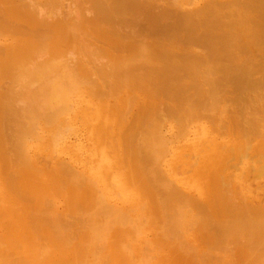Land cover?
<instances>
[{"label":"bare ground","instance_id":"6f19581e","mask_svg":"<svg viewBox=\"0 0 264 264\" xmlns=\"http://www.w3.org/2000/svg\"><path fill=\"white\" fill-rule=\"evenodd\" d=\"M43 1L45 2L44 4L38 0H0V55L3 56L0 59V183L1 186L5 187V174L10 170L9 166L15 165L13 162L9 163V158L15 157V160L19 163L15 165L17 171L16 176L12 180L17 178L19 180L21 178L24 179L28 183L29 191L23 189L20 197L25 200L26 195L23 194L28 193L34 198L28 200H33V202H29V204L32 203L33 205L25 206L26 208L19 201L14 200L15 197L8 198L11 199L7 207V214L10 220L9 223L8 221L6 223L4 221L5 224L0 223V228L10 229V231L5 232L3 235L0 233L2 236V238L0 236V247L2 246L1 243L5 241L4 244L6 243V246L8 245L9 248L13 249L11 250L14 251V256H18V258H14V260H17L14 263L17 264H150L151 258L148 260L147 256L144 257L142 255V243L144 242L143 245H145L146 241H141L143 228H140L141 226L138 227L139 223L137 222L131 225L129 231L120 230L116 237H107L105 242L109 248L110 255L106 257L104 254L105 259L101 260L102 256H104L101 253L103 251H101L102 256L100 255L101 259H99L97 257L99 253H95V255L93 248L95 249L94 245L97 240L104 241V238L100 235L104 228L105 230L107 229L105 225L108 226L104 222L105 219L100 216L118 215L121 220L126 221L128 224L127 220L130 218L131 212L134 209L136 210L143 202V205H148L152 208L156 206L159 211L165 210L163 208L170 206L171 202H175L173 210L169 211L166 208L169 211L168 214L178 213L179 206L183 208L189 207L195 210V214L197 213L198 218L194 217V220L196 218L195 224H197V221L202 222L203 219L204 226L209 225L214 230L212 231L215 234L208 241L203 234H201L198 241H189L186 239L188 236H185V242L189 241V243L192 242L191 244H194L193 248L197 250L194 251L197 254L199 253L198 257L200 259L203 258L205 262L207 260L212 261V263L217 261L212 257V250H215L220 245L216 241L220 236L232 237L241 235L243 240L244 236L242 234L246 233L255 240L257 243L256 247L250 245L252 249H247L243 254L237 255V257L234 255V257L238 261L242 257L246 264H254L255 261L252 254L258 253L254 252L256 248L258 247L264 252V124H261L262 122L264 123V117L261 118L259 115L264 112V102L254 99L250 93H254L264 87V81L256 77L264 69V63H262L264 62V51L260 53L259 57L256 52L257 49L264 47V0H199L201 3L197 6L190 5L195 2L194 0L183 1L184 3L178 6L175 2H172L174 7H166L164 12L168 16L175 18V23L170 25V27H177L180 22L183 23V28L186 31L185 44H182L183 42L179 43L177 39L161 41L157 38L153 40L150 38L147 40L148 36L146 37L145 35L141 40H137L132 37L134 34H131V31L130 34L122 33L119 30L98 31L97 19L109 20L112 18V11H132L138 6L134 0H94L98 11L87 8V14L86 10H84L87 17L84 12L82 14V11H80L81 15L78 16L79 8L76 9L77 12H73L69 8L71 5L73 7L75 0L67 2L68 5L69 3L71 4L69 7H67L68 5L66 7L61 6L62 2L60 0ZM63 1L65 3V0ZM72 1H74L73 4ZM159 1L161 0H156V2L160 3ZM166 3L168 4V2ZM47 5L52 8L49 10ZM60 6L64 8L62 9ZM147 7L149 8V6ZM67 8L70 10L67 14H64L62 11ZM82 16H85V18L81 19ZM94 20L95 22H93ZM89 23H92V28L95 31L90 33L96 37L94 40L91 39L92 41L87 38L91 28H88ZM84 30H87L85 41L90 43L89 47V43L83 40L86 34ZM169 30L167 27L155 26L152 33L159 35ZM145 37L146 40L144 39ZM123 38H128L130 41H123ZM97 39L100 42H97ZM79 42H82V45L84 43L87 44H84V47ZM94 42L98 43L99 46ZM75 43L80 44L83 48L80 47L81 52L77 50L80 48L76 47ZM91 44L96 46L93 47ZM68 46H73L72 48L74 49L72 50L70 47L69 49ZM65 47L69 49L64 52L67 56L63 54ZM201 47H205L207 50ZM249 47H252L253 50ZM84 48L85 50L87 49L86 52L83 51ZM126 49H129L130 52L122 55L121 53ZM72 51L76 53H72ZM91 51L98 53V58L94 55L96 57L94 60L92 56L95 52H92V56H90ZM238 51L250 52L252 58H242V53L239 54ZM67 52L72 53V58L69 57L70 53L68 54ZM73 54H77L76 59ZM83 54H89L87 55L89 58L87 59V56L85 55L84 57ZM79 55L83 58L81 59V56L78 58ZM99 58L101 59L99 60ZM260 59L263 61L260 62ZM5 78L9 81L8 84H6ZM87 85H89L87 95H105V97L111 96L116 97V99L118 95L123 94L122 91H127L126 88L128 86L136 91L138 89L154 91L161 86L172 87V100L170 99L172 102L173 97L178 100L186 92L187 95H190V100L187 102L179 101L178 103L173 102V104L168 102L166 103L168 106L161 105L163 103H161V99L158 102L161 105H158L160 106L158 107V109L160 108L159 111L157 109L151 120H147L151 124L147 133L139 132L142 135L138 133V137L140 136L141 138L140 140L137 139L139 142L137 144L142 146L144 160L135 161L134 164L131 162L132 165L124 164L123 169L126 168V171L129 170L130 172L119 178L123 184H131L132 187L143 190L142 199L138 201L136 199V202L132 203L131 211L128 210L130 206H127V209L119 206V203V205L113 204L114 200L120 199L121 201L122 199L120 197L121 194L114 190L117 187L115 183H112V190L110 183L104 182L103 187L102 185L98 187L93 183V180L90 182L88 178L87 180L81 175V171L80 174L77 173L79 169L77 163L80 162L75 159L70 163H64L65 159L56 163L55 169L49 173L46 172V169L37 168L34 158L29 156L30 153L27 154V151H24L25 148L22 149L23 145L20 146V143L29 142L27 140L20 142L22 141L20 138L25 134V130L28 129L27 125L32 129L41 120L49 119L48 121H50L52 117L56 119L55 116L57 117L70 109V107L72 111L71 105L74 96L83 95V90L80 88ZM230 86H232V91L235 95L227 102L224 94L227 93V88H230ZM134 90H131V92H134ZM228 94L226 96L228 95L229 97L230 93ZM120 96L122 97V95ZM125 97L128 106L132 105L131 103L135 102L136 99H139L140 95L126 93ZM169 97L167 96V99ZM185 97L187 98L188 96ZM185 97H183V100ZM161 98L163 97L161 96ZM118 105L115 113L119 112V109V113H125ZM151 105L146 103L142 110H149ZM129 107L131 106L127 108ZM108 108L109 104L105 102L96 104L94 107L95 110H98V113L102 114L104 110L109 113ZM127 110L129 112V109ZM248 113L251 114V116L249 115L250 117L246 116ZM231 117H234V125L239 132L243 130L247 135H252V139L255 134L262 138L259 137V140L253 142L251 137L245 134L247 136L245 139L248 138V141H244L238 138L237 134L235 136L236 142H234L235 138L231 136L232 133L230 132L229 136L231 137L227 135L230 139L222 140L216 144V147L209 145L212 151H209V147L204 145V140L188 142L189 138H191L192 126L202 119L209 120L210 123L208 121L206 127L210 124L211 130L218 134L221 130L220 128L227 127L229 129V123L228 126L223 125V123L230 120ZM165 118L178 119V121H175L177 125V129L175 128L176 132L173 130L175 134L170 133L172 134V136L170 135L171 137H165L162 133V130L165 129L163 128L165 126ZM105 119L104 116H101L96 120L94 129L97 130L98 134L104 132ZM48 123L50 124V122ZM247 123L249 126L244 129L246 128L244 124L247 125ZM143 127L145 128V126ZM227 129L226 131L229 132ZM227 132L225 133L227 134ZM26 133L28 134L29 132ZM222 135L224 134L222 133ZM28 136L30 137V135ZM59 136L61 137L62 134H59ZM206 139L208 138L206 137ZM179 140L189 144L175 146ZM181 141H179V145L182 144L180 143ZM8 145H10V152L12 153H10L11 157L8 153L9 158L6 157V150L8 151L9 149ZM72 148L75 147L72 146ZM4 158H6V161H3ZM120 168L118 166V169ZM123 171L120 170L119 172ZM194 172V179L183 178L186 174ZM82 181H86L90 186L95 187L96 198H93L88 192L82 191ZM179 182L188 184L187 186L191 187V191H186ZM21 185L23 184L21 183ZM73 185H77L80 189L74 188L71 192L69 188ZM248 190L257 191L263 200H248L250 199V196L248 197L247 195ZM65 191L68 192L66 195V208L69 211L76 213L82 211V214L85 213L84 215H86L87 211L83 213V209H91V211L94 210L100 213L96 214L93 222L91 221L92 225L89 228L88 226L86 227L88 233L84 237H82L83 233V235L79 234L82 239H86L82 241L78 238V241L82 242L77 246H69L68 243L70 242H68L69 239L67 238H70L71 235H65L64 239H67L66 242L54 240V233L49 228L51 223L49 227H43L42 223L40 230L47 232V241L41 244V241H38V236L33 235L32 231L34 230L31 228V224L27 222L28 211L32 208L33 221L37 228L42 220L39 214L42 206L45 210L48 207L44 204L45 201L43 199L46 192L57 197ZM193 191L197 194H194ZM48 200L47 197L46 201ZM50 201L52 200L50 199L48 202ZM51 203L54 202L52 201L48 204L50 205ZM1 204L3 202H0ZM79 208L83 209L80 210ZM47 210L50 211L51 209L48 208ZM89 210L88 213L90 214L91 211ZM149 211L151 212L152 210L150 209ZM2 213L5 214L3 211ZM2 213L0 216H3ZM53 213L54 211H51V216ZM60 213L59 215H62V217H59V215L55 216H58L55 218L58 222L55 220L51 221L62 226V224L67 223L64 219L68 215L63 216ZM73 215L78 218L75 213ZM91 215L93 216L94 214ZM187 217H191V215ZM131 218L133 219V216ZM184 218L181 220L179 217L178 221H174L175 224L172 223L170 228H167L166 234L176 236L182 233L183 235L185 232L184 227L188 225ZM140 219L137 221L140 222ZM101 220L104 221L101 222ZM164 222H168V220L164 218ZM100 223L102 224L98 226L97 224ZM74 225H71V228ZM136 225L135 229L134 226ZM64 226L66 227V225ZM116 227L121 228L119 225ZM111 230L113 231L114 228L112 227ZM42 231L41 233H44ZM66 231L65 233H67ZM73 232L70 231V233ZM77 235L78 233L74 234L76 239L79 237ZM74 236L72 234L71 237L75 238ZM1 239H4V241ZM182 239L184 238L182 237L181 241ZM74 240H71V243ZM233 243L237 242L233 241ZM4 244L3 246H5ZM63 244L66 247L68 245L70 250H68L69 247L67 248L68 251L62 249V247L65 248V246H61ZM237 246L239 245L237 244ZM237 246H235L236 249ZM181 247L183 248V245ZM161 251L165 252L167 250L162 248ZM158 253L160 252L158 251ZM9 255L11 256L12 254ZM150 255L152 256V253ZM234 257H232L233 260ZM12 258L13 256H11ZM223 258L225 259L224 256ZM262 258L264 259V256ZM2 259L0 261L4 262L5 260ZM224 259L222 260L225 263L226 259ZM14 260H12L11 264ZM238 261L237 264H240ZM230 262L232 261L230 260ZM262 263L264 264V262Z\"/></svg>","mask_w":264,"mask_h":264},{"label":"rangeland","instance_id":"374dc122","mask_svg":"<svg viewBox=\"0 0 264 264\" xmlns=\"http://www.w3.org/2000/svg\"><path fill=\"white\" fill-rule=\"evenodd\" d=\"M38 1L42 2V4L45 3L43 0L42 1L41 0H38ZM69 1H71V0H65V3H63L64 1L63 0H60V2H62L60 5L66 7V5H68L67 2H69ZM134 1H135V4H138V6L135 9H133L132 11H127V12H114V11H112V18H110L111 20L109 19V20L105 21L104 19H97L96 25H97L98 31L99 32H103V31H110V30H119L122 33H126V34H130V31H131V34L132 33L134 34V36H132V37H135L137 40H141L144 37V35H145L146 37L148 36L147 37V40L150 39V38H151V40H153L154 38H157V39H159L161 41L162 40L163 41H165V40L166 41H172V40H176L177 39V41L179 43L180 42L181 43L183 42L182 44H185L186 31L183 28L184 27L183 26V23L180 22V24H178L177 27H170V25H172L173 23H175L174 22V19L175 18L168 16L164 11H165V8L166 7H168V8L169 7H171V8L174 7V6H172V2H175L176 5L178 6V5L183 4L184 3L183 1H186V0H161V1H159L161 4L158 3V2H156V0H153V1L152 0H137L138 3L136 2V0H134ZM194 1L196 2V3L194 2L195 5H194L193 2L190 5L197 6V5H199V3H201V1H199V0H194ZM73 2L74 1H72V4H73ZM166 2H168V4ZM69 5H71V4L69 3ZM69 5L67 7H69ZM61 6H60V8L63 9L64 7H61ZM95 6H96V3H95L94 0H78V1L75 0V2L73 4V7L71 5V7H69V8L72 9L73 12L76 11V9L79 8L80 10H78V12H79L78 13V16H80L81 15L80 14L81 13L80 11H82V14H83L84 10H86L85 12L87 14V8H91L93 10L98 11ZM140 6H141V8H140ZM147 6H149V8ZM51 8L49 7L48 9L50 10ZM67 10H68V8L65 9V10H63L62 12L64 14H67L69 12V10L68 11ZM85 12H84V14H85ZM86 17H87V15H86ZM84 18H85V16H82L81 19H84ZM124 20H126V21H124ZM93 22H95V20ZM136 26H137V28H136ZM155 26H157V27H167L170 30L168 32H162L161 31L162 34L155 35V34L152 33L153 28H155ZM88 28H90V30L88 32V35L86 33L87 30L86 31L84 30L85 33H86V34L84 33L85 34V37H83V40L84 41H85L86 35H87L88 40H90V41L96 39V37L93 36V34H90V33H92V31H94V29L92 28V23H89L88 24ZM174 31H176L177 33L174 32ZM172 33H174V34H172ZM81 36H83V35H81ZM146 37L144 38L145 40H146ZM122 40L123 41H130V39H128V38H123ZM85 42H87V41H85ZM97 42H100V41L97 39ZM79 43H81V46H84V44H87L89 42L84 43L83 45H82V42H79ZM94 43H96V42H94ZM75 44L77 45L76 47H78V48L81 47L80 44H78V43H75ZM96 44H98V43H96ZM92 45L93 44H91V46ZM89 46H90V43L88 44V47ZM95 46L93 45V47H95ZM98 46H99V44H98ZM69 47L70 46H68V48ZM72 47L73 46H71L70 48L73 50L74 48H72ZM76 47H75V49H77ZM88 47H86V48L88 49ZM68 48L65 47L63 49V54H65L64 53L65 51H67V50L70 49V48L69 49ZM81 48L80 49H77V50H79L81 52L82 51ZM201 48L206 49L205 47H201ZM201 48H199V49H201ZM249 48H251V50H253L252 47H249ZM77 50H76V52H77ZM86 50L84 48L83 51L86 52ZM260 50H262V51H260ZM263 51H264V47H261V49H257L256 52L258 54V57L260 56V53L263 52ZM76 52H73L72 51V53H76ZM85 52H83V53H85ZM88 52H90V51L88 50ZM92 52L93 51H91V53H90L91 55L90 56H92ZM129 52H130L129 49H126L121 54L124 55V54H128ZM238 52H239V54L242 53L241 54L242 58H245V57L246 58H252V54L250 52H245V51H238ZM69 53H70L69 57H71V54L72 53L71 52H69ZM95 53L92 56L94 58V60H95V58L97 56H99V55H97L98 53H96V54ZM101 53H102V51H101ZM85 55H84V57H85ZM87 55H89V54H87ZM94 55H96V57H94ZM74 56H75V59H76L77 54L74 55ZM80 56L81 55H79L78 58ZM2 57L3 56L0 55V59ZM82 58L83 57L81 56V59ZM88 58L89 57L87 56V59ZM67 59H69V58H67ZM84 59L86 60V58H84ZM100 59L101 58H99V60ZM259 61L262 62L263 60L260 59ZM262 63H264V62H262ZM256 77H258L262 81H264V69H262L260 71V73ZM4 80H6L5 81L6 84L9 83V81L7 80V78H5ZM86 87H83V88L81 87L80 88L81 90H83V95L84 96L83 95H80V94H78L79 96L78 95L74 96V98L72 100V105H71L73 112L70 110L71 109V107H70V109L66 110L62 114L58 115L57 117L55 116L56 119H54L52 117V118H50V121H48L49 119L43 120V121L41 120L40 122H38L37 124H35L36 126L34 128H32V129H30V126L27 125L28 129L27 128L26 129L28 131L27 130H25V131L26 132H29V133L27 134L25 132V134L23 135L24 136V139H23V136H22V138H20L22 141H20V142H23V140H27L29 142H26L25 141L24 144L23 143H20V146L23 145L22 146L23 147L22 149L25 148L24 151H27V154L28 153L31 154V155L29 154V156L32 157V158H34V161L36 163V167L37 168H40L42 170L43 169L44 170L46 169V172H49V173L55 169L56 163H58L60 161H63L64 159H65L63 161L64 163H70V162H73L74 159H75L76 161L80 162V163H77V165H79V169L77 170V173L80 174V171H81L82 172L81 175H83L86 179L88 178L90 182L93 180V183L96 184L98 187L100 185H102V187H103V183L104 182L105 183H110V188L112 190L113 189L112 188V183H115L116 184L115 186H117V187L114 186L115 187L114 190H115V192H118V193L121 194L120 197L122 199H121V201H120V199L119 200L118 199L114 200L113 201V204H118L119 203L120 204V205L118 204L119 206L126 207V208H127V206L128 207L130 206V209H128V208L127 209L131 211L132 210L131 209V206L133 205L132 203L133 202H136V199H137V201L140 200V199H142V196H143L142 192H143V190H141V188L132 187L131 184H123L122 182H120L119 178L122 177L123 175L124 176L127 175L128 172H130L129 170L126 171L127 170L126 168L123 169L124 166H125L124 164H126V165H128V164L132 165L131 162H133V164H134L135 161H138V160L143 161L144 160V151L142 149V146H140L139 144H137V142H138L137 139L140 140V138H141L140 136L138 137V133L139 132L140 133L142 132L143 134H146L147 133V130L151 127L150 122L147 121V120H151L152 115L156 114V111H157L158 107H160L161 105L168 106V104H166L168 102H169V104H171V103L173 104V102H177L178 103L179 101L180 102H184V101L187 102L188 100H190V95L189 94L187 95L186 94L187 92H186L184 94V96H182V98L179 97L178 100H177V98H174L173 97V102H172V101H170V99L172 100V94H171V93H173V88L172 87L170 88V87H167V86H161V87L157 88V90H154V91H149L147 89H138L136 91V90L132 89L130 86H128V88H126V89H127V91L129 93L127 91H122L123 94H120V95H122V97L120 95H118L119 97L117 96V99H116V97H111V96H106L105 97V95H98V96H96V95L93 96V94L87 95V93L89 91V89H88L89 88V85H87ZM165 88H166V90L168 88L167 91H169L170 93L168 92V94H167V91L165 90ZM131 90L132 91L134 90V92H131ZM261 91H263V92H261ZM126 93L127 94H132V95H135V94L136 95H140L139 99H136L135 102H132L131 103L132 105H128V106H131L129 108H127L128 106H127L126 97H125ZM228 93H230V96L229 97H228V95H229ZM226 94H228V95L226 96ZM226 94H224V97L226 98V100L228 102V101H230V98L233 95H235V93L232 91V86H230V88H227V93ZM250 94H252L251 96L254 97V99L256 98V99H259V100H261V101L264 102V87L262 89L256 91V92L250 93ZM170 95H171V97H169ZM102 96H104V97H102ZM161 96L164 99L161 98ZM167 96L169 97L168 99H167ZM185 96H188V97L186 98ZM183 97H185L186 99L184 98V100H183ZM123 98H124V101H123ZM161 99H162V101H161ZM166 99H167V101H166ZM160 101H161V103L163 102L165 104L162 103L160 105V103H158ZM102 102H105V103H108L109 104V108H108L109 113H108L107 110H104V113L103 114L102 113H98V110H95L94 109V107L96 106V104H100ZM114 102H115V104H114ZM146 103L148 105H151V104L152 105L150 106L149 110L143 111L142 109L144 108V106H145ZM73 105H74V107H73ZM112 105H114V106H112ZM117 105H118L119 108L121 107V109H123V112H125V113H119L120 112V109H119V112L115 113V111H117ZM158 105H160V106H158ZM178 105H179V107H181L180 104H178ZM85 107H88V108H85ZM115 108H116V110H115ZM127 109H129V112L130 113L128 112ZM159 109H158V111H159ZM68 111H70V112H68ZM126 114H127V116H125ZM249 115L251 116L250 113L246 114V116H249ZM259 115H260L261 118H263L264 117V112L262 114L260 113ZM101 116H104L106 118L105 119V123H104V128L105 129H104V132L102 134H98L97 133V130H95L94 128H95L96 120L99 117H101ZM52 119L53 120H56V121H53ZM176 120L178 121L177 118H176ZM176 120H174V119L171 120L169 118H165L164 119V122H165L164 125L165 126L163 128H165L166 130L168 129L167 131L165 129L162 130V133L164 134L165 137H167V136L168 137H171L172 134H170V133L175 134L173 132V130L175 131L177 129V125H176V122H175ZM208 121L209 120H207V119H202L200 122H198L197 124H194L192 126V128H191L192 131L190 133V137L191 138H189L190 140H188L189 143H191L193 141H203L204 140L205 141V144L204 145L206 147H209L210 144H211V147H216V144L217 143L221 142L222 140H228V139H230L229 137H231V136H233L235 138V136H237V134H238V138H240V139H242L244 141H246L248 139V138L245 139L247 136L248 137H251V139H252V135H247L245 132H243V130H242V132H239L237 130V128L234 125L235 124L234 117H231L230 120H227L226 122L223 123V125H225V126H228V123H229V127H228L229 129H227V127H223V128H220L219 127L221 129L220 132H218V134H221V135H219L220 137L218 136L217 133H215L213 130H211L212 127L210 126V124H209L208 127H206V123ZM229 121H231V122H229ZM260 121H262V120H260ZM48 122H50V124ZM52 122H54V123H52ZM209 123H210V121H209ZM261 124H264V123L262 122ZM143 126H145V128ZM146 126H147V128H146ZM230 126H232V127H230ZM246 126L247 127L249 126L248 123H247V125L244 124V127H246ZM247 127L244 128V129H247ZM108 128H110V129H108ZM139 128H141V129H139ZM208 129H209V131H208ZM226 129L229 130V132H227ZM34 131H35V133H33ZM224 131L227 132V134ZM222 133L224 135H222ZM59 134H62V136L60 137ZM165 134H167V135H165ZM209 134H210V136H209ZM230 134H231V136H229ZM240 134H242L243 136L240 135ZM28 135H30V137ZM140 135H142V134H140ZM25 136H27V137H25ZM255 136H256V134H255ZM255 136H254L255 139L253 138L251 141H253V142L255 141L256 142L257 140H259V137H261L259 135L256 136V137ZM20 137H21V135H20ZM40 137H42V138H40ZM206 137L208 139L205 140ZM27 138H29V139H27ZM234 138H233V140H234ZM114 139H115V141H113ZM179 141H181V140H179ZM179 141L176 142L175 146L176 145L177 146H181V145H185V144L188 145L189 144L188 142H182L181 141L180 143H182V144L179 145ZM249 141H250V138H249ZM234 142H236V138H235V141ZM106 143H108V144H106ZM109 143H110V145H109ZM134 143H136V144H134ZM9 146L10 145H8V147ZM72 146L75 147V148H72ZM10 149L11 148L9 147L8 151L6 150V157H8V153L9 154L11 153L10 152ZM117 149H118V151H117ZM209 151H212V148L209 147ZM11 154L9 155L10 157H11ZM45 156H46V158H44ZM47 156H49V158H47ZM52 157H54V158H52ZM11 159L9 158V163H12L13 162V164H15V165L19 163V162H17V160H15V157H11ZM3 161H6V158H4ZM15 165L9 166V169H10L9 171L10 172L8 171L7 174H5V177H6L5 187L1 186V183H0V189H1V191H0V202H3V204L0 205L1 206L0 214L2 213V211L5 214H7L8 203L11 200V199H8L9 197H13V198L15 197L14 200L19 201L20 204L22 206H24V208H26L25 206L28 207L30 205H33L32 203L29 204V202H33V200L28 201L30 199H34L31 196V194H28V193L27 194H23V195H26L25 200L27 199V201H25L23 198L20 197L23 189L26 190V191H29L28 190V183H26L24 181V179H22V178H21V180H19L18 178L15 179V180H12L16 176L17 168L15 167ZM118 166H120L121 168L118 169ZM11 168H12V170L13 169L14 170L12 171ZM166 168H167V165H166ZM120 170H124L125 172L123 171V172L120 173L119 172ZM113 174H114V176H113ZM194 175H195V172L194 173H191V174H186L183 178L194 179ZM45 180H46V177H45ZM7 182L9 183V185H8ZM82 182H83L82 191L88 192L89 195L93 196V198H96V196H95L96 195V192L94 190L95 187L92 186V185L90 186V184L86 183V181L85 182L82 181ZM21 183L23 185H21ZM236 183H238V182H236ZM180 184H181L182 188H185L186 191H189V192L191 191V187L187 186L188 184H185V183L184 184L183 183H180ZM87 187H88V189H87ZM74 188H78V190L80 189V187H78L77 185H73V186H71L69 188V190L71 189L70 191L72 192V190H74ZM67 193L68 192L65 191L63 194L61 193L59 196L56 197V196H53L50 193H47L46 192V195H45L46 197L44 196L43 199L45 201L44 204H46L48 207L45 210V209H43V206H42V210L39 212L40 216L42 217L41 218L42 220L40 222V225L37 228L35 227V222L33 221L34 220L33 215H32L33 214V210H32V208H30L31 210L29 209L27 222H29L31 224V228L34 230V231H32L33 232V235H37L38 236V241L39 242L41 241L40 242L41 244H43L44 242L47 241V237H46V233L47 232L40 230L41 227H42V223H43V227L44 226L45 227H49V225L51 223V225H50L49 228H50L51 232L54 233V240L60 241V242H63V241L66 242L67 239H69L68 242L71 243V240L75 239L71 244L70 243H68V244L71 247L77 246L78 244H80L82 241H84L86 239V238H83L82 239V237H84L86 235V233H88V230H86L87 229L86 227L88 226V228H89V226L92 225L93 219L95 220L96 214H99L100 213V212H95L94 210H92L93 211L92 212L91 209L90 210L89 209H86L85 210L83 208H79L80 210L83 209V213L87 211V214H89L88 213V210L91 211L92 213L90 212L89 215L94 214L93 215L94 217H93L92 215L91 216H89L87 214L84 215L85 213L82 214V211H78L80 214L77 212L79 215L76 212L69 211L66 208L67 207V205H66V195H67ZM193 193L194 194H197L194 191H193ZM247 195H248V197L250 196L249 197L250 199H248V200H257V201H262L263 200V199H261V196H259V193L257 191L248 190ZM47 197H48L49 200L51 199L54 202V203H51L52 205L51 204L50 205L48 204V203H50L52 201H50V202H48L49 200L46 201ZM46 202H48V203H46ZM153 202L155 203V201H153ZM143 203L139 207H137L136 210L134 209V211L131 212L132 214L130 215V218L127 220L128 221V224H127L126 221L124 222L123 220H121V218L118 215H114V216L113 215H109V216L108 215H103V216H100L101 218L103 217V219H105V221L104 220H101V222L104 221V222H106L108 224V226L105 225V227L107 229L109 228L108 231L111 230L112 227L114 228V230L113 231L111 230L112 232L110 231L111 232L110 233V232L107 231V229L105 230V228H104V230L101 232V235H100L101 237L104 238V241L97 240V242H95V245H94L95 246V249L93 248V251H94V254L95 253L96 254L99 253L97 255V257H99V259H101V256L104 255V254L106 255V257H107V255H110L109 248H108V246H107V244L105 242V239L107 237H110V238L116 237L117 234L120 232V230L121 231L122 230L129 231V228L135 222L139 223L138 224V227L141 226L140 228H143L142 229L143 232H142V235H141L143 240L141 239V241H146V244L143 245L144 242L142 243V248H143L142 255L144 257L147 256L146 258L148 260L151 258L150 261H149L150 264H198V263L199 264H202V263L203 264L204 263L205 264H221V263L222 264H231V263L232 264H237V261H238L237 258H236L237 255L243 254L244 251L247 250V249H252V246H250V245H253V246L256 247V244L257 243L255 242V240L252 239L250 236H248L246 233L242 234V236H244V239L243 240L241 239V235L232 236V237H223V236H220V238L216 240L220 244V245H218V247L215 248V250H217L218 252L216 251V253H215V250H212L213 252L211 251L212 252L213 259L214 260H217V261H214L212 263V261H207L206 260V262H205V259H203V258L200 259L198 257L199 256V253L197 254V252H195L197 250H196V248H193V245L194 244H191L192 242L189 243V241H195V240L198 241V240H200L201 234H203L204 238L208 241L210 239V237H213V234H215V233H213L214 230L211 229L209 227V225L208 226H204V224H203L204 223V220L203 219H202V222L197 221V224L198 225L195 224L196 223L195 222L196 218L194 220V217L195 216L197 217V213L195 214V210H192L189 207L188 208L187 207L186 208L185 207L183 208V207H180L179 206V212L170 215L168 213H169V211H171V210L174 209V203L175 202H171L170 203L171 204L170 205L171 207L170 206L166 207V208L169 209V211L166 208H163V209H165V210L162 209L163 211H159L156 208V206H154L152 208L151 206L143 205ZM42 205H43V202H42ZM48 208L51 209V210L50 211L47 210ZM150 209L152 210L151 211L152 213L149 211ZM99 210H102V209H99ZM51 211L52 212L54 211V213L52 214V216H51ZM57 212H58V214H57ZM60 212H62V213H60ZM192 212H194V213L192 214ZM59 213L60 214H63V216H67L68 215L65 219L63 218L67 223L66 224H62V226L56 224V222H58V221H56L55 218H57L58 216L57 217H55V216L56 215H59ZM74 213L76 214V216L78 215L77 216L78 218H76L75 215H73ZM5 214L2 213L3 216H0V223L5 224L7 221L9 223L10 217H9L8 214L7 215H5ZM143 215H144V217H143ZM177 215H179V216H177ZM184 215H185V218H184ZM189 215H191V217H193V218L191 219V217H187ZM60 216L62 217V215H59V217ZM82 216H83V218H82ZM132 216H133V219L134 220L131 218ZM140 216H142V217H140ZM173 217H175V218H173ZM179 217H180L181 220H183V218H184L187 221V223H188V225L187 226L185 225V227H184L185 228V232L183 233V235H182V233H180L181 235L178 234V235H176L177 236L176 237V236H172V235L166 234L167 228L169 229L170 228V225L172 223L175 224L174 221H178L179 220ZM30 218H31V220H30ZM164 218H166L168 220V222H164L166 224L163 223ZM139 219H140V222H138ZM187 219H191V220H187ZM51 220H53V221L55 220L56 222H52ZM87 220H90V221H87ZM199 220H201V219H199ZM4 221H5V223H4ZM189 221H191V222H189ZM53 223H55V224H53ZM101 224L102 223L97 224V225L100 226ZM64 225H66L67 228ZM71 225H74V226H72V228H71ZM111 225H113V226H111ZM118 225L121 228L116 227ZM164 225H165V227H164ZM82 227L84 228V230H83ZM134 227L136 229L137 225L134 226ZM195 227H196V229H195ZM66 229H67V231H66ZM81 229H82V231H85V232H82ZM7 231H10V229L0 228L1 235H3ZM41 231L44 232L45 235H44V233H41ZM65 231L67 233H65ZM70 231L71 232L74 231V232L73 233H70ZM77 233H78L77 236H79V237H77V239H76V237L74 236V234H77ZM72 234H73V236L75 238L71 237ZM79 234L80 235L82 234L83 236L81 237ZM65 235L66 236H70L71 235V236H70V238L68 237L67 239H64L65 238ZM146 236H148V237H146ZM149 236H151V237H149ZM185 236H188V238H186ZM182 237L184 238V239H182L183 242L181 241V238ZM1 238H2V236H1ZM78 238H80V240H82V241H80V240L78 241ZM185 238L187 240H189V241L188 242H185L186 241ZM61 239H64V240H61ZM1 240L4 241V239H1ZM148 240H150V241L152 240V241L150 242ZM245 240H247V241L245 242ZM179 241H180V243H178ZM233 241L234 242H237V243H233ZM4 242L1 243L2 246L0 247V253H1L0 254V258L2 259V257H3L2 260H5V261L4 262L3 261L2 262L0 261V264H2V263H4V264L5 263H7V264L10 263L11 264L12 260H14L15 257L18 258V256H14L15 254H14V251H12L13 249L12 248H9L8 245L6 246L5 245L6 243L4 244ZM149 243H152V244H149ZM227 243H229L230 245L227 244ZM3 244L5 246H3ZM237 244L239 246H237ZM181 245H183V248L181 247ZM186 245L188 246V249H187V246ZM61 246H65V248L62 247V249H65V251L70 250V247L68 245H67V247H66L65 244H63ZM228 246L233 247V248H230ZM235 246H237V249H236ZM68 247H69V249L67 250ZM221 247H223V248H221ZM162 248H165V250H167V251H165V252L161 251ZM230 250H231V252H230ZM101 251H103V252H101ZM158 251L160 253H158ZM100 252L102 253V255H101ZM254 252H256V253L258 252L257 254H255V253L252 254L253 260L255 261V262L253 261L254 264L255 263L257 264V262H258V264H263L262 262H264V259L262 257L264 256V254H263L264 252L262 250H260L258 247L256 248V251H254ZM7 253L12 254L11 256H13V258L11 259V256L9 254L7 255ZM149 253L150 254L152 253V256ZM163 253H164V255H163ZM105 255L102 256V259L101 260L105 259ZM234 255H236V257H234ZM255 255H257V256H255ZM9 256H10V258H9ZM223 256L225 257L226 260L223 258ZM231 256L234 257V260H233V258ZM220 257H222V258H220ZM192 258H194V259H192ZM147 259H145V260H147ZM222 259L225 260V263L223 262ZM164 260H166L165 263H164ZM219 260H220V262H218ZM230 260L232 262H230ZM239 260L240 261H238V263H240V264H246V261H244L242 259V257H240ZM260 260H262V261H260ZM6 261H8V262H6ZM15 261H17V260H14L12 264H17V263H14ZM194 261H196V262H194ZM104 262H106V261H104ZM167 262H170V263H167Z\"/></svg>","mask_w":264,"mask_h":264}]
</instances>
